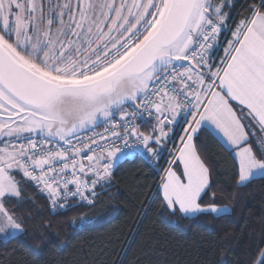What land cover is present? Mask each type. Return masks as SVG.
<instances>
[{
	"label": "snow or ice",
	"instance_id": "snow-or-ice-1",
	"mask_svg": "<svg viewBox=\"0 0 264 264\" xmlns=\"http://www.w3.org/2000/svg\"><path fill=\"white\" fill-rule=\"evenodd\" d=\"M233 7L230 0H0L6 241L27 234L18 214L24 185L66 214L90 206L98 187L115 186L113 172L137 153L157 171L171 157L158 188L173 217L232 214L216 201L234 194L214 178L197 141L207 131L230 153L233 187L264 179V0L250 2L238 23ZM172 165H182L179 174ZM89 219L81 216L79 226ZM248 264H264V247Z\"/></svg>",
	"mask_w": 264,
	"mask_h": 264
},
{
	"label": "trees",
	"instance_id": "trees-1",
	"mask_svg": "<svg viewBox=\"0 0 264 264\" xmlns=\"http://www.w3.org/2000/svg\"><path fill=\"white\" fill-rule=\"evenodd\" d=\"M230 2L239 22L254 0ZM197 146L220 186L234 194L216 201L230 206L226 218L173 217L163 206L159 173L134 156L113 172L115 186L106 184L93 204L66 214L53 211L31 183L24 185L27 203L18 214L27 234L0 239V264H248L255 247H264V179L233 187L230 153L207 131ZM167 160H160L163 168ZM81 216L91 218L86 226H79Z\"/></svg>",
	"mask_w": 264,
	"mask_h": 264
},
{
	"label": "built area",
	"instance_id": "built-area-1",
	"mask_svg": "<svg viewBox=\"0 0 264 264\" xmlns=\"http://www.w3.org/2000/svg\"><path fill=\"white\" fill-rule=\"evenodd\" d=\"M224 37H222V39H223ZM137 123H140V121L138 120L137 121ZM98 131H102V129H98ZM136 156H140V154L139 153H137L136 154ZM141 157V156H140ZM146 161H147V159L146 158H144ZM148 162V161H147ZM149 163V162H148ZM152 167L156 170V166L155 165H152ZM159 168H160V170L159 171H157L158 173H159V175H160V178L164 175V173L162 172L163 170H162V167H161V165L159 164ZM34 189L37 191V189L34 187ZM98 191H99V187L97 188V196H98ZM37 192H39V191H37ZM40 193V192H39ZM94 203V202H93ZM92 203V204H93ZM84 206H88V204L87 203H85V204H83Z\"/></svg>",
	"mask_w": 264,
	"mask_h": 264
},
{
	"label": "rangeland",
	"instance_id": "rangeland-1",
	"mask_svg": "<svg viewBox=\"0 0 264 264\" xmlns=\"http://www.w3.org/2000/svg\"><path fill=\"white\" fill-rule=\"evenodd\" d=\"M230 1H232V0H230ZM229 23H231V21L229 22ZM238 23V22H237ZM230 39H231V36H230ZM172 148V147H171ZM171 159V157L169 156L168 157V160H170ZM159 164H160V162H159ZM161 165V164H160ZM161 167H162V165H161ZM169 167V164H167V166L165 167V168H163L162 167V170L163 169H166V168H168ZM172 167L174 168V170H176L177 171V173L179 174V171L182 169V165H172ZM163 173H164V171H162ZM160 190V189H159ZM160 193H161V191H160ZM161 195H162V193H161ZM0 239H3V240H5L4 239V234H0Z\"/></svg>",
	"mask_w": 264,
	"mask_h": 264
},
{
	"label": "crops",
	"instance_id": "crops-1",
	"mask_svg": "<svg viewBox=\"0 0 264 264\" xmlns=\"http://www.w3.org/2000/svg\"><path fill=\"white\" fill-rule=\"evenodd\" d=\"M224 38H225V37H224ZM226 39H230V35H226ZM220 55H221V56L223 55L222 51H221ZM171 147H172V145L170 144V145H169V148H171ZM166 158H167V157H166Z\"/></svg>",
	"mask_w": 264,
	"mask_h": 264
}]
</instances>
